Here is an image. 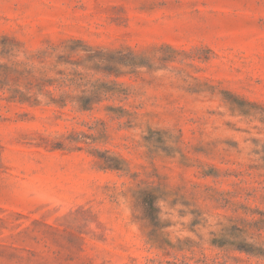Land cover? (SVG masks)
Masks as SVG:
<instances>
[{"label": "rangeland", "instance_id": "1", "mask_svg": "<svg viewBox=\"0 0 264 264\" xmlns=\"http://www.w3.org/2000/svg\"><path fill=\"white\" fill-rule=\"evenodd\" d=\"M74 39L141 64L79 67L91 111L0 91V264H264L212 242L264 211V0H0V63Z\"/></svg>", "mask_w": 264, "mask_h": 264}, {"label": "trees", "instance_id": "2", "mask_svg": "<svg viewBox=\"0 0 264 264\" xmlns=\"http://www.w3.org/2000/svg\"><path fill=\"white\" fill-rule=\"evenodd\" d=\"M82 44L84 42L79 39L71 42L65 40L57 44L50 43L46 48L33 52L23 59L12 55L15 48L21 45L20 42H14L10 46L3 45L1 56L5 55L7 59L0 63V91L7 95V101L31 107L45 104L62 109L68 104H74L82 111L93 110L102 102L100 94L107 92L106 85L98 84V81L85 83V76L77 71L79 67L119 77L124 73L115 69L118 65L135 67L141 63L129 65L121 59L106 58L99 52L91 54L89 51L92 47H84ZM81 46L83 48L80 49ZM82 51L84 54L81 53ZM71 88L80 89L81 95L75 97L67 94L55 95L57 90ZM106 109L113 110L110 107ZM62 146V144L56 145L57 148ZM111 168L118 169L115 165ZM150 208L155 210L153 203H150ZM245 214L250 218L235 219L238 226H234L233 229L237 233L230 235L231 240L221 237L220 240L224 241L215 239L212 242L220 247L229 246L239 252L264 258V243L253 239L264 235V211L246 207ZM248 237L253 240L248 241Z\"/></svg>", "mask_w": 264, "mask_h": 264}]
</instances>
